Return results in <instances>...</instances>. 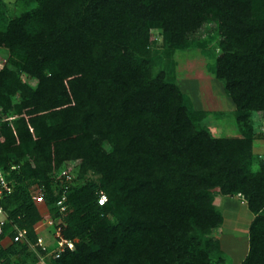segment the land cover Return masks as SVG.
<instances>
[{
    "label": "trees",
    "instance_id": "obj_1",
    "mask_svg": "<svg viewBox=\"0 0 264 264\" xmlns=\"http://www.w3.org/2000/svg\"><path fill=\"white\" fill-rule=\"evenodd\" d=\"M37 1L7 17L0 0V49L14 68H0V110L14 116L0 124V166L14 183L3 200L8 222L0 243L13 227L36 243L43 216L28 188L38 185L54 227L74 242L54 264H211L219 244L207 235L223 222L215 195L240 194L254 215L240 264H264L262 162L255 166L239 140L213 137L199 125L208 112L193 109L173 70L151 76L152 60L133 54H145L149 32L159 30L170 68L175 52L192 47L187 33L214 23L220 55L208 71L222 83L250 144L249 117L264 112V0ZM20 72L34 77L36 88L23 84ZM81 104L93 112L83 125ZM27 154L34 168L19 165ZM79 156L60 216L55 177L66 159ZM88 168L99 183L78 185ZM23 251H30L23 243L0 244V263Z\"/></svg>",
    "mask_w": 264,
    "mask_h": 264
},
{
    "label": "rangeland",
    "instance_id": "obj_2",
    "mask_svg": "<svg viewBox=\"0 0 264 264\" xmlns=\"http://www.w3.org/2000/svg\"><path fill=\"white\" fill-rule=\"evenodd\" d=\"M7 6V17L20 15L24 11H30L37 7L38 1L33 0L30 5L21 4L15 0H5ZM6 25L2 15L0 14V30ZM216 27L214 23H204L201 28L190 31L186 35V39L190 42L191 48L184 51H177L173 56L174 63L168 68L166 58L161 47L159 30H151L150 41L146 47V53H142L135 49L133 54L137 57L151 59L154 63L151 66V76L157 75L160 71L168 75L169 70H173L175 84L179 90L188 96L194 110H205L207 116L199 123L207 129L209 133L216 138H233L239 140V146H243V151L253 158L255 166L262 162L264 167V112L254 113L249 117L248 126L252 127V135L250 144L243 137L245 127L240 125L234 118L235 107L231 100L226 97L223 91V86L220 81H217L208 71V65L213 64L217 56L220 55L218 46V36L216 35ZM196 44L203 45V49L198 48ZM8 52L5 49H0V68L7 66L9 69H14L7 62ZM19 80L31 88H36L37 80L34 77L24 73L18 74ZM19 101L18 95H15L12 104ZM92 112L90 107L80 105V119L83 121L85 114L89 115ZM93 113V112H92ZM14 119L10 114L6 116L5 121L10 122ZM79 122V125H83ZM87 125L92 126L90 119ZM80 143L78 144V148ZM108 150V146L106 147ZM64 168H79L81 158L72 157L66 159ZM28 164L31 168L35 167L34 157L27 154L19 158V165ZM54 165V163H51ZM100 175L95 173L91 168L78 179V185L98 184ZM30 197L41 215L49 214V208L45 205L44 200H38V192L35 185H30L28 188ZM223 195H215V207L218 212H223L225 221L215 229H212L207 236L218 242V252L210 254L211 264H240L246 257L249 250V227L253 222L254 217L250 220L251 212L247 207L244 197L240 194L228 197ZM223 198V199H221ZM221 199V200H220ZM220 200V202H219ZM244 202V203H242ZM249 210V211H248ZM250 212V213H249ZM241 214V215H240ZM253 215V214H252ZM114 221V219H113ZM237 221V222H236ZM44 224L37 223L35 225L36 233L45 235ZM264 231V225L263 230ZM1 245H9V240L3 238ZM197 250V249H196ZM195 251V249H194ZM193 253V251H192ZM199 254L195 253V259ZM11 264H54L51 257L41 259L38 250L31 249L28 252H20L10 256ZM1 264V263H0Z\"/></svg>",
    "mask_w": 264,
    "mask_h": 264
},
{
    "label": "built area",
    "instance_id": "obj_3",
    "mask_svg": "<svg viewBox=\"0 0 264 264\" xmlns=\"http://www.w3.org/2000/svg\"><path fill=\"white\" fill-rule=\"evenodd\" d=\"M5 118L2 116V111L0 110V124L3 122ZM264 164V162H263ZM14 169V167H12ZM76 176V168H64L60 171L59 174L55 177V181L59 184L61 189V194L59 199L56 201L55 206L58 208L59 215H64L68 210V205L66 204L67 201V193L70 186L73 184V179ZM35 188L38 192V200L44 198L45 191L42 186L35 185ZM14 191V183L12 180L8 179L7 173L3 170L0 166V235L4 232V227L8 222V214L3 208V200L12 194ZM97 198V203L99 205H104L107 201V196L104 192L99 191ZM43 218L40 222L44 224L45 235L41 233L37 234V241L34 244L29 243L26 231L23 229H19L18 227H13V236L5 235L4 238H7L11 243H23L26 244L29 250H38L40 258L43 260L46 257H51L52 259H57L61 256V254L65 250H73L74 249V242L71 240H67L62 236L61 228L54 227L55 220L47 213L46 215H42ZM59 216V221H62ZM11 230V232H12Z\"/></svg>",
    "mask_w": 264,
    "mask_h": 264
},
{
    "label": "crops",
    "instance_id": "obj_4",
    "mask_svg": "<svg viewBox=\"0 0 264 264\" xmlns=\"http://www.w3.org/2000/svg\"><path fill=\"white\" fill-rule=\"evenodd\" d=\"M224 198V197H223ZM223 198H221V199H223ZM220 199V200H221ZM224 199H228V197L227 198H224ZM220 200H219V202H220ZM242 203H244V202H242ZM249 211V210H248ZM250 213V212H249ZM221 214H222V217H223V222L225 221V215H223V212H221ZM251 214V216H250V220L252 219V217H254V215H252V213H250ZM241 215V214H240ZM237 222V221H236ZM35 230H36V228H35ZM9 244H10V241H9ZM2 246L3 247H6V246H4V244H2Z\"/></svg>",
    "mask_w": 264,
    "mask_h": 264
}]
</instances>
